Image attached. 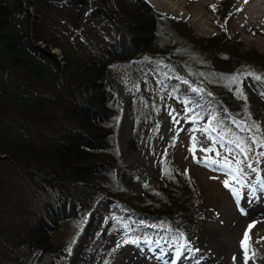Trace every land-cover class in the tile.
I'll return each instance as SVG.
<instances>
[{"label":"trees","instance_id":"trees-1","mask_svg":"<svg viewBox=\"0 0 264 264\" xmlns=\"http://www.w3.org/2000/svg\"><path fill=\"white\" fill-rule=\"evenodd\" d=\"M68 5L70 24H55L61 2L0 0V169L20 187L31 185L27 193L37 190L42 202L28 214L24 232L15 231V243L5 245L0 264L38 263L33 257L42 264H104L107 253L98 247L71 256L66 244L52 241L63 222L82 223L89 233L98 229L104 215L91 205L99 196L134 212L138 222L161 225L169 238L191 232L211 211L215 201L197 176L162 155L154 163L157 188L140 184L137 194L127 191L134 178L115 155L120 105L113 90L116 83L132 87L126 104L132 151L150 135L155 119L152 96L135 85L141 65L186 82L197 89L199 103L220 107L258 135L253 127L258 115L240 94L238 79L250 78L264 95V78L257 79L264 77V62L227 37L230 0H216L215 11L210 8L217 33L208 37H194L184 22L141 0H68ZM84 6L92 10L88 32L75 25L76 9ZM38 9L46 13L41 20L35 17ZM261 165L264 169L263 159ZM6 216L0 212V235L10 227Z\"/></svg>","mask_w":264,"mask_h":264},{"label":"rangeland","instance_id":"rangeland-1","mask_svg":"<svg viewBox=\"0 0 264 264\" xmlns=\"http://www.w3.org/2000/svg\"><path fill=\"white\" fill-rule=\"evenodd\" d=\"M54 1L61 2L64 8L56 11L55 24H70L68 0ZM141 1L160 14L184 22L194 37H208L217 33L209 12L216 0ZM263 1L230 0L225 28L227 37L240 46L241 51H255L264 62ZM255 4L258 6L253 7ZM38 10L35 17L41 20L46 13L42 9ZM76 10L79 18L75 25L83 32H88L92 28V10L85 6ZM50 51L58 54L56 49ZM135 85L152 96L155 119L151 124L150 135L140 138L136 148L129 150L127 142L131 123L126 104L132 87L122 83L114 85L113 95L120 105L114 125L115 155L121 167L131 172L134 178V182L127 186V191L137 194L140 184H149L154 190L157 188L154 163L155 157L162 155L172 161L181 172L197 176L199 185L215 201L211 211L200 217L191 232H182L169 238L164 235L165 228L161 225L138 222L134 212L122 211L116 201L99 196L94 199L91 209L104 215L101 226L89 233L82 223L63 222L60 229L52 234L53 243L66 244L71 256H75L82 248L98 247L100 252L107 253L104 264H184L188 248L210 236L214 239L216 250L212 257H206L204 262L196 260V264H243L240 240L248 225L257 221L254 215L261 209L260 201H264V169L261 165L262 159L264 164V155H261L264 153V147L261 146L264 144L263 93L250 78L238 79L240 94L258 115V135L255 137L242 123L219 112L220 107L216 108L207 102L199 103L197 89L169 76L160 68L150 64L141 65L136 74ZM193 144L196 147L195 153L190 151ZM204 148H214L215 152L205 153L201 150ZM216 153H220V156ZM205 156L213 159L234 157L236 162H242L239 167L244 169L246 175L232 184L240 193L238 197H234L232 191L224 186L223 181L228 176L222 170L205 165ZM245 157L248 159L245 160ZM248 164L256 172L248 169ZM114 174L117 176V171ZM0 177V212L5 216L7 214L6 217L11 221L10 227H4L6 232L0 235L2 255L5 245L8 247L15 243V231L19 235L24 232L28 214L37 212L42 202L40 203L41 196L37 195V190L27 193L31 185L21 188L16 180L14 182L7 179L3 173ZM11 225L13 231L10 230ZM138 225L150 228V232L131 235L133 227ZM249 236L248 264H264V226L252 228ZM125 240L135 242L125 243ZM233 257H236L235 262ZM32 263L42 264L37 257L32 258Z\"/></svg>","mask_w":264,"mask_h":264},{"label":"snow or ice","instance_id":"snow-or-ice-1","mask_svg":"<svg viewBox=\"0 0 264 264\" xmlns=\"http://www.w3.org/2000/svg\"><path fill=\"white\" fill-rule=\"evenodd\" d=\"M212 7L213 11H215V6H210ZM264 77H257V79H262ZM232 82L235 83V78H232ZM242 95V94H241ZM253 127L258 129V126L253 125ZM195 139V138H193ZM262 147H264V144L261 145ZM202 151H204L205 153L207 152H215L214 148H204L201 149ZM190 151L195 153L196 151V147L195 144H193V146L190 148ZM216 155L219 157L220 153H216ZM261 155H264V153H261ZM248 158L245 157V160H247ZM203 162L205 163L206 166H215L217 168V170H222L226 176H228V179L224 180V186L226 188H229L230 191H232L233 196L234 197H238L239 196V191L234 189L232 187V184L234 182H238L240 181V178L244 175H246V173L244 172V169L239 167V163L242 162H236L235 158L233 157L232 159H229L228 157H223L222 159H213L212 157L209 156H205L203 158ZM247 168L250 169L252 172H256V169L251 165L248 164ZM186 174V172H185ZM254 227V224H249L248 228L244 231L243 237L240 240V248H241V253H242V258H243V264H248V260L250 259V255H249V240H250V236L249 233L251 231V229ZM135 241H129V240H125V243H134ZM233 260L235 262L236 257H233Z\"/></svg>","mask_w":264,"mask_h":264},{"label":"bare ground","instance_id":"bare-ground-1","mask_svg":"<svg viewBox=\"0 0 264 264\" xmlns=\"http://www.w3.org/2000/svg\"><path fill=\"white\" fill-rule=\"evenodd\" d=\"M149 3L153 5L152 2ZM255 6H258V4L253 5V7ZM260 207L261 209L258 210L254 215L257 217V221L254 222L252 221L253 222L252 224H254L253 229L264 226V201L262 200L260 201ZM244 216L246 215L244 214ZM204 235H209V234L204 233ZM204 238H202L200 241H198V243L193 244L188 248V251H186L188 255H184V262H185L184 264H196V260H200L201 262H204L203 259L205 260L206 257L208 256L212 257V253H214L215 252L214 250H216L214 239L210 236L207 237L206 239ZM145 264H150V263L146 262Z\"/></svg>","mask_w":264,"mask_h":264}]
</instances>
